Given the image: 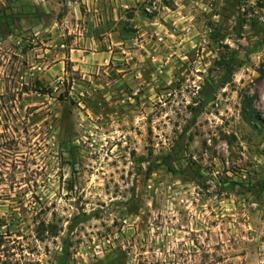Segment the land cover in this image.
Listing matches in <instances>:
<instances>
[{
  "label": "rangeland",
  "instance_id": "374dc122",
  "mask_svg": "<svg viewBox=\"0 0 264 264\" xmlns=\"http://www.w3.org/2000/svg\"><path fill=\"white\" fill-rule=\"evenodd\" d=\"M55 1L0 0V264H264V0H128L85 68Z\"/></svg>",
  "mask_w": 264,
  "mask_h": 264
},
{
  "label": "crops",
  "instance_id": "0c3cea01",
  "mask_svg": "<svg viewBox=\"0 0 264 264\" xmlns=\"http://www.w3.org/2000/svg\"><path fill=\"white\" fill-rule=\"evenodd\" d=\"M52 0H33V5L31 6L30 3L28 5L24 6V12L28 13L27 17L23 18V21L27 25H33V21L31 18L30 9L32 8L36 14L40 15L41 7H44ZM128 0H56L55 4L58 2L62 4L65 2V4H68L69 10L67 13L71 14L74 13L75 15L79 16V18L82 16L81 10L84 9L88 14L89 19H87L85 24L83 25L82 29L85 30V32L88 33L86 36V45H79L77 47H71L65 44L62 40L60 41V47H66L68 49V60L69 62L76 68H85L87 64H93V66H99V65H106L108 66L110 63L112 65L114 64H120V60L126 58V56H123L124 53H126V47H121L123 42L120 40H114L112 37V32L114 28L117 26L119 17L117 15V10L121 6H126ZM131 1V0H130ZM58 5V4H57ZM50 6V5H49ZM45 8V7H44ZM92 15L97 16L98 18V24L97 29L99 31H103L102 34L99 36H103V34L108 35V37L104 39H100L98 35L94 34L96 29L94 28L93 22H92ZM145 21H150V19H145ZM77 26V22L75 24ZM137 26H140V24H137ZM78 34H81L83 30L79 28ZM76 32V29L74 30V33ZM81 39V38H77ZM125 46H127V40H124ZM115 46L117 49H115ZM139 48H143L144 45L141 44L138 46ZM130 53V52H128ZM134 55H138L143 58L145 56V53L140 51L139 49H136V52L133 53ZM137 56V57H138ZM122 58V59H121ZM117 62V63H116ZM64 61H59L58 65H61V68L63 70L64 68Z\"/></svg>",
  "mask_w": 264,
  "mask_h": 264
},
{
  "label": "trees",
  "instance_id": "16d2710c",
  "mask_svg": "<svg viewBox=\"0 0 264 264\" xmlns=\"http://www.w3.org/2000/svg\"><path fill=\"white\" fill-rule=\"evenodd\" d=\"M225 83V82H224ZM247 105V107L246 108H248V109H244L245 111H246V115H248V117L252 120V119H257V116L256 115H254V110H252L251 108H250V105H248V104H246ZM244 111V112H245Z\"/></svg>",
  "mask_w": 264,
  "mask_h": 264
}]
</instances>
